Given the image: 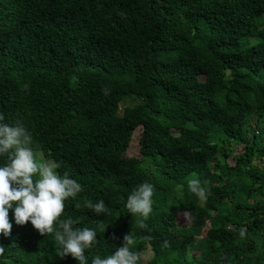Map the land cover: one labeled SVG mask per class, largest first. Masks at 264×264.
Segmentation results:
<instances>
[{
	"label": "trees",
	"instance_id": "obj_1",
	"mask_svg": "<svg viewBox=\"0 0 264 264\" xmlns=\"http://www.w3.org/2000/svg\"><path fill=\"white\" fill-rule=\"evenodd\" d=\"M148 249L264 264V0H0V264Z\"/></svg>",
	"mask_w": 264,
	"mask_h": 264
},
{
	"label": "rangeland",
	"instance_id": "obj_2",
	"mask_svg": "<svg viewBox=\"0 0 264 264\" xmlns=\"http://www.w3.org/2000/svg\"><path fill=\"white\" fill-rule=\"evenodd\" d=\"M138 104V101L134 98L127 99L122 102L121 108H124L127 105H136ZM142 135V127H139L137 130H135L129 149L127 151L128 157H137L139 158L141 156L140 154V138ZM238 152H243V147L238 148ZM39 159H42L39 155ZM44 159V158H43ZM228 163L230 165L235 164V160L230 158L228 160ZM54 176L53 170H52V163L50 161H44L42 165V172H41V187H42V201H46L50 199L51 196H53L56 193V186L54 185ZM176 211V218L179 226H189L191 224L189 214L187 212H180L178 210ZM206 242L204 237L196 238L195 241L192 244H188L186 251L184 253V257L187 261L193 260V258L198 255V252H201L202 250H206ZM142 257L144 260V264H146L151 258H152V252L150 249L144 250L142 253Z\"/></svg>",
	"mask_w": 264,
	"mask_h": 264
}]
</instances>
